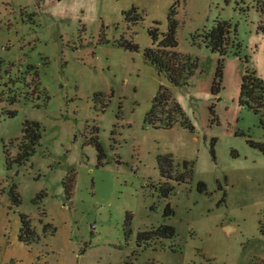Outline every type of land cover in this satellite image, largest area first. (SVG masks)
<instances>
[{"label": "rangeland", "instance_id": "obj_1", "mask_svg": "<svg viewBox=\"0 0 264 264\" xmlns=\"http://www.w3.org/2000/svg\"><path fill=\"white\" fill-rule=\"evenodd\" d=\"M173 4L176 51L196 65L180 86L144 58L147 30L156 23L166 33ZM260 7L264 0H0V264H264V155L248 145L264 142V109L239 104L246 67L264 82ZM131 9L136 22L124 19ZM215 21L230 30L222 60L203 43ZM123 39L138 50L113 44ZM160 86L192 130L145 122ZM26 122L39 124V145L7 168ZM159 156L171 157V180ZM160 186L172 188L167 198ZM21 215L37 236L30 244L18 239ZM161 225L174 237L138 241Z\"/></svg>", "mask_w": 264, "mask_h": 264}, {"label": "trees", "instance_id": "obj_2", "mask_svg": "<svg viewBox=\"0 0 264 264\" xmlns=\"http://www.w3.org/2000/svg\"><path fill=\"white\" fill-rule=\"evenodd\" d=\"M259 10L264 14V7H260ZM131 14H134L135 22L137 21V14L135 9H131L128 13H123L126 22L132 20ZM176 4H173L169 9L167 16V30L164 34H159L157 24L154 23L152 27L147 30L148 36L151 39V47L144 51V58L155 69L164 73L170 84L174 86H180L182 82H186L189 77L194 73L196 68L195 63L191 60L179 54L176 51L177 40V21ZM229 26L225 22L215 21L210 31L204 34L203 43L207 49L212 53H217L222 60L226 54L227 46L229 44ZM114 45L129 51H137L138 47L132 41L120 40L113 43ZM236 56H239V46L235 52ZM247 64V61H246ZM220 76H221V63H219L215 77L211 86L212 95L218 94L220 91ZM37 85V84H35ZM239 104L247 109L251 110L254 114H260L264 109V82L256 76L255 71L249 70L247 67L242 76ZM10 117L14 116V113L9 114ZM145 122L154 128L162 127L171 129L176 125L192 130L188 121L186 120L184 113L180 106L176 103L172 97L168 88L160 86L154 99L152 100L150 111L145 117ZM264 129V124L261 122ZM41 139V129L38 123H24L22 127L21 142L18 146V153L16 157L11 160L9 154L6 155L7 168H10L11 163L14 162L17 165H22L34 154L35 148L39 145ZM94 144L97 150V159L101 163L102 151L97 142V138L90 140ZM248 145L251 148L257 149L262 155H264V142L248 141ZM158 170L160 176L163 179L171 180L170 172L172 168V159L170 156H159ZM184 163L185 173L182 174L176 181L183 182L184 176L188 173ZM74 183V176L68 175L62 182L66 199H70L72 195ZM204 184L199 183V191L204 190ZM160 195L162 198H167L172 192V188L168 186L159 187ZM10 195L15 204L19 203V197L14 189L11 190ZM172 215V211L169 205L166 206L164 216L169 217ZM21 227L19 229L18 239L24 244H30L37 240V236L31 227L30 220L27 216H20ZM174 229L168 225H161L158 228L139 233L138 241L150 242L156 239H171L174 237Z\"/></svg>", "mask_w": 264, "mask_h": 264}]
</instances>
